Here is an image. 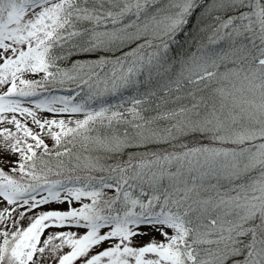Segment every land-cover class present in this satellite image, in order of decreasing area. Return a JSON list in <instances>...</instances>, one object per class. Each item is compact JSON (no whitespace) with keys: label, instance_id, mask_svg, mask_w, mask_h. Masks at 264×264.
<instances>
[{"label":"snow or ice","instance_id":"6c2138e0","mask_svg":"<svg viewBox=\"0 0 264 264\" xmlns=\"http://www.w3.org/2000/svg\"><path fill=\"white\" fill-rule=\"evenodd\" d=\"M0 264H264V0H0Z\"/></svg>","mask_w":264,"mask_h":264},{"label":"trees","instance_id":"16d2710c","mask_svg":"<svg viewBox=\"0 0 264 264\" xmlns=\"http://www.w3.org/2000/svg\"><path fill=\"white\" fill-rule=\"evenodd\" d=\"M197 14H198V13H197ZM194 23H195V16L192 18V21L190 22V26H191L192 24H194ZM182 39H183V37H181V40H182ZM55 94L69 95V94H71V92H70L69 89L64 88V89H61V90L57 91ZM110 102H111V103H116L117 101H116L115 99H112ZM76 118H82V115L77 116ZM46 142L49 143V145L51 146L52 141H51L50 139H49V140H46Z\"/></svg>","mask_w":264,"mask_h":264},{"label":"rangeland","instance_id":"374dc122","mask_svg":"<svg viewBox=\"0 0 264 264\" xmlns=\"http://www.w3.org/2000/svg\"><path fill=\"white\" fill-rule=\"evenodd\" d=\"M58 95H64V94H58ZM65 118H67V117H65ZM5 127H10L9 125H4ZM63 207H67V205H64ZM43 210H47V206H45V208L43 209ZM27 222L25 221V224H26ZM45 235H47V232L45 233Z\"/></svg>","mask_w":264,"mask_h":264}]
</instances>
